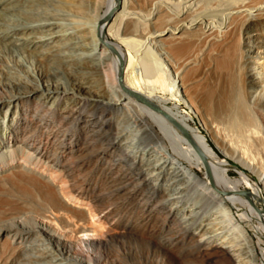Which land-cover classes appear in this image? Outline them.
<instances>
[{"label": "bare ground", "instance_id": "1", "mask_svg": "<svg viewBox=\"0 0 264 264\" xmlns=\"http://www.w3.org/2000/svg\"><path fill=\"white\" fill-rule=\"evenodd\" d=\"M48 4L90 23L70 35ZM109 36L125 51L122 86ZM141 40L147 58L136 55ZM165 95L209 124L215 145L262 187L229 179ZM65 132L72 143L108 141L161 204L170 243H158L154 213L109 209L119 202L84 186L90 166L57 153ZM15 194L32 209L0 202V264H264V0H0V197ZM115 216L125 233L111 231Z\"/></svg>", "mask_w": 264, "mask_h": 264}, {"label": "rangeland", "instance_id": "2", "mask_svg": "<svg viewBox=\"0 0 264 264\" xmlns=\"http://www.w3.org/2000/svg\"><path fill=\"white\" fill-rule=\"evenodd\" d=\"M50 7H51V9H49ZM45 8H47L48 11L50 10L51 12L56 13V15L60 18L58 23H59V26L61 27V29L63 31L65 30L64 32H66L68 34L70 33V35H73L75 37L76 36L78 37V35L81 32L80 30L86 24L88 25L90 23V20H91L90 16L86 17L85 21L75 19L76 17H73L69 13H67V15L69 14L70 16L69 15L67 16L66 13H63L64 12L63 10L53 8V6H51L50 4L45 6ZM53 9H54V11H53ZM103 10H104V5H101L98 13H102ZM62 15H65L66 17L65 16L62 17ZM75 20H78V21H75ZM76 22H79V23H76ZM81 23H83V24L81 25ZM105 34H106V31H104V35ZM108 41L116 42V39H114V37L109 36ZM142 42L139 43V44H141L140 46H142ZM143 45H146L145 46L146 48L142 46V48H143L142 49L139 46V49H138L139 51L136 50V53H137L136 55L139 58H144V57L147 58L148 54H149L148 52L150 50H152L149 42H145ZM147 45L148 46L150 45L149 48ZM143 52L144 53L147 52L148 54L145 55ZM139 53H141V54H139ZM142 54H144L143 57L141 56ZM126 78L128 81L131 82L133 79V73L128 71ZM165 98L167 100L164 101V103H163L164 106L171 107L172 105H174V106H176L175 108L179 113H181V112L183 113L186 111L191 118L189 125L193 129L200 131L206 137L208 143L216 148V152L218 153L219 158L221 160L225 161V163L227 164L226 170H227V175H228L229 179L235 180V179L239 178L240 173H242L243 175H248L250 184L253 185V184L258 183V186L260 188L262 187V184H259V179H258V176L256 174L252 173L248 168H246V167L244 168L241 164H239V162H237L236 158L233 155L230 156V154L222 152L215 145V143L212 139V136H211L212 130H210L211 127L209 124L205 123L206 125L203 126V124L200 122L199 118L195 114L190 112V109H188L180 101H177L176 99L173 100L172 96L165 95ZM94 124H95V126L97 125L95 130H94L96 132V134L103 132L102 129H104V128H102V126L99 128V126H98L100 124V121L97 120V121H95ZM68 126H72V123H70V125H68ZM68 137H69V134L65 132V134L60 139L61 141L59 140L60 144L58 143L56 146L57 153L61 152L63 154H66V153L70 152V154L75 155L76 159L79 158V159H77L78 162L80 161L79 164H84V165L86 164V166H88V167L90 166V168H88V171H86L81 176V178H79L81 180V182L84 184V186L87 187V185L88 186L90 185L91 188H93L94 190L96 188L95 191H97V189H98L97 193L100 194V198L101 199L103 198L105 200V202H109V199H110L111 204H113V205H114V202L115 203L117 201L119 202V203L117 202L118 204H115L116 206H119V208L116 206L113 207L112 205H110L109 209L111 207L114 209L117 208V210H119L118 212L127 213L129 215H130L129 212L134 213V211L136 212L137 209H138V211H137L138 214H140V212H144V211H146V212L150 211V212H152V214L154 213L153 216H156V218H157V219L155 218L156 222L154 221V224H155L154 226H155L156 231H157L156 235H163L162 236L163 238L161 237L162 239H160V240H159L160 237L159 238L157 237V240L160 242H158L157 240L156 241L160 244V243H163L164 239H165V241L167 243L168 242L170 243L171 237H174V235L171 233L172 231H170L172 229V225H170L171 222H168L170 220L168 218V216H166V215L162 216V214H160L161 211L159 209L161 208V204L157 203L155 196L146 194V192H144L142 190V186L138 182V177L136 176L135 172L131 169H130L131 170L130 171L122 162L119 161L117 154L114 153V151L110 147L108 141L106 139H104V137H103L102 139H99V140L98 139L97 140H89V141L81 142V143L77 144L75 142L72 143L69 140H67ZM69 150H71V151H69ZM80 151H81L82 155L80 154ZM224 154H226V155H224ZM81 162H83V163H81ZM87 164H89V165H87ZM96 168H98L99 171ZM105 168H107V169H105ZM114 171H116V172H114ZM59 177L56 178V182L61 184V186L64 183L63 185L65 186L66 178H63V177L59 178ZM92 183H95V184H92ZM97 184H99V185H97ZM97 187H99V188H97ZM4 197H6V199ZM4 197H3L4 199L2 198V196L0 197L1 203L14 202L15 201V203H20V204L23 203L22 205H26L28 207L31 206L28 209L29 210L32 209L33 200L30 196L26 197V196L15 194V196H9V195L6 196L5 195ZM2 199H3V201H2ZM126 207H128V208H126ZM122 211H124V212H122ZM138 214H136V215H138ZM132 215L133 214H131V216ZM134 215H135V213H134ZM164 216H166V217H164ZM160 218H162V219H160ZM163 218H165V221ZM118 219H119V216H115L112 219L114 222H116V220H117V223H116L117 225L115 224L116 228H115V225L110 227L111 231L113 232L115 230L114 233H117V232L118 233H125L124 230L127 231L125 229L126 227L122 226L119 223ZM160 222H162V223H160ZM162 224H163V227H162ZM121 227H124V228H121ZM108 229L109 228H107V230ZM122 230H123V232H122ZM180 236L184 237L182 234L175 236V237H180ZM151 240L155 241V239L153 240V238ZM162 240H163V242H162ZM180 242H182V241H180ZM164 245L165 244H163V246ZM182 245H183L182 243L179 244V246H182ZM136 248L139 249V246H136ZM121 252H124L123 256L127 255V256H125V259L128 261L129 258H127V257L128 256L130 257L131 254H129L126 250L125 251L122 250ZM127 264H128V262H127Z\"/></svg>", "mask_w": 264, "mask_h": 264}, {"label": "water", "instance_id": "3", "mask_svg": "<svg viewBox=\"0 0 264 264\" xmlns=\"http://www.w3.org/2000/svg\"><path fill=\"white\" fill-rule=\"evenodd\" d=\"M111 15V14H110ZM110 15H108V19L110 18ZM101 38L104 37V32H101L100 35H99ZM111 44L113 45H116L118 46L120 49H121V61H120V67H119V84L120 86H122V83H123V75H124V69H125V51L122 47H120L118 44L114 43V42H111ZM129 95L137 100V101H140L142 103H144L146 106L154 109L155 111H157L158 113H160L162 116L165 117V114L159 109L157 108L155 105H153L150 101L142 98L139 94H136V93H130L128 92ZM172 122V125L181 133L183 134L185 137L187 136V131L185 130V128L180 124L178 123L177 121L173 120L171 121ZM263 206V210H264V202L262 204Z\"/></svg>", "mask_w": 264, "mask_h": 264}, {"label": "trees", "instance_id": "4", "mask_svg": "<svg viewBox=\"0 0 264 264\" xmlns=\"http://www.w3.org/2000/svg\"><path fill=\"white\" fill-rule=\"evenodd\" d=\"M213 149H214V151L216 152V148L215 147H213L212 145H210ZM217 153V152H216ZM218 154V153H217Z\"/></svg>", "mask_w": 264, "mask_h": 264}]
</instances>
